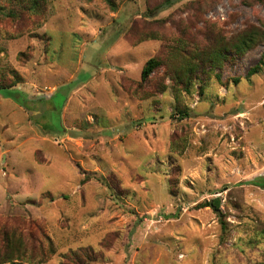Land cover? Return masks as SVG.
Here are the masks:
<instances>
[{
    "label": "rangeland",
    "instance_id": "rangeland-1",
    "mask_svg": "<svg viewBox=\"0 0 264 264\" xmlns=\"http://www.w3.org/2000/svg\"><path fill=\"white\" fill-rule=\"evenodd\" d=\"M263 54L264 0H0V250L264 264Z\"/></svg>",
    "mask_w": 264,
    "mask_h": 264
},
{
    "label": "trees",
    "instance_id": "trees-1",
    "mask_svg": "<svg viewBox=\"0 0 264 264\" xmlns=\"http://www.w3.org/2000/svg\"><path fill=\"white\" fill-rule=\"evenodd\" d=\"M171 1V0H168ZM42 3L33 2L30 6L29 10L36 11L37 13L42 9ZM14 16V14H11ZM262 33L256 30H248L239 34L232 44L230 45L231 51L236 56H242L248 50L254 47L256 43H261L263 40ZM221 58L227 59V56L222 54ZM161 66V62L156 58L150 59L146 65L144 66L142 72V81H147L150 76L155 72L157 68ZM264 67V54L262 55L261 61L258 63L257 66L252 68L248 74V77H252L257 75L260 71H262ZM218 81L221 82L220 77H217ZM239 81L237 80L236 83ZM13 86H9L3 84L0 81V90L1 89H12ZM183 116L187 117L188 114H184ZM184 118V117H183ZM44 130V129H43ZM45 131V130H44ZM46 133H49L46 131ZM220 202L214 201L213 203L209 204V207H216L219 208ZM46 244L48 248H46ZM54 252L52 242L49 238H47L46 234H43L41 230H39L38 237L35 238L34 236H29L28 234L24 237L21 235H16L11 239L6 238L5 245L0 250V264L10 263L16 264V262L26 261L30 263L37 262H44L50 254Z\"/></svg>",
    "mask_w": 264,
    "mask_h": 264
}]
</instances>
